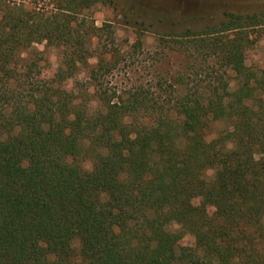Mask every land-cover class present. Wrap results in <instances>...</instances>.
I'll use <instances>...</instances> for the list:
<instances>
[{"label": "trees", "instance_id": "obj_1", "mask_svg": "<svg viewBox=\"0 0 264 264\" xmlns=\"http://www.w3.org/2000/svg\"><path fill=\"white\" fill-rule=\"evenodd\" d=\"M111 3L0 0V264H264V69L244 63L264 10L160 35L184 64L109 92L88 10ZM41 43L60 52L51 78Z\"/></svg>", "mask_w": 264, "mask_h": 264}, {"label": "rangeland", "instance_id": "obj_2", "mask_svg": "<svg viewBox=\"0 0 264 264\" xmlns=\"http://www.w3.org/2000/svg\"><path fill=\"white\" fill-rule=\"evenodd\" d=\"M260 9L264 10V0H112L110 5L97 4L88 10L89 22L98 27L89 46L88 62L92 67L100 56L115 61L112 70L102 77L103 87L109 92L129 90L137 85L152 92L157 79H164L184 64V57L174 43L160 40V35L187 28L200 29L216 22L227 11ZM36 48L43 56L40 72L43 77L51 78L60 62V52L45 43L36 44ZM244 63L264 69V36L247 52ZM89 70L80 67L74 79L76 86L90 89ZM216 70H220L218 65L213 66V78ZM199 72L201 80L211 77L210 68ZM226 127L223 122H214L207 139ZM83 167L91 169L92 162L85 160ZM212 175V169L206 172L207 179ZM178 245L182 249L194 247L195 240L191 234H184ZM73 246L77 252L79 242L75 240Z\"/></svg>", "mask_w": 264, "mask_h": 264}]
</instances>
